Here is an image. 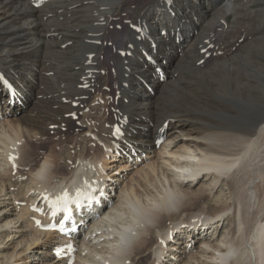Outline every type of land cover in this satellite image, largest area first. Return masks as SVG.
Returning <instances> with one entry per match:
<instances>
[{
    "label": "bare ground",
    "instance_id": "1",
    "mask_svg": "<svg viewBox=\"0 0 264 264\" xmlns=\"http://www.w3.org/2000/svg\"><path fill=\"white\" fill-rule=\"evenodd\" d=\"M130 1L0 0V264H67L70 256L79 264L101 241V264H264V50L234 54L216 36L235 1ZM116 18L126 19L114 46ZM259 33L242 41L264 40V26ZM222 58L227 67L213 65ZM191 64L208 74L185 73ZM102 81H113L108 92ZM95 94L105 102L85 112ZM76 115L97 130L64 136L80 124ZM145 153L154 160L135 183L121 187L124 169L107 173ZM186 179L212 180L190 189ZM85 186L104 196L78 215L64 261L54 254L63 242L35 217H47L50 198Z\"/></svg>",
    "mask_w": 264,
    "mask_h": 264
},
{
    "label": "rangeland",
    "instance_id": "2",
    "mask_svg": "<svg viewBox=\"0 0 264 264\" xmlns=\"http://www.w3.org/2000/svg\"><path fill=\"white\" fill-rule=\"evenodd\" d=\"M145 0H131L130 2H128V4L132 7V8H134V7H136V6H139V5H141V3L142 2H144ZM233 4H231V6H233V9H235V10H233L232 9V12H231V16L228 18V19H224V17H223V21H222V23L220 22H217V18H219L218 17V13H219V11H217V12H215V15H213V16H210L209 18H207L206 20H204L205 21V26L207 25L206 23H209L210 21L212 22H214V21H216L217 22V24H216V31H217V33H216V36H218V34H219V36H221L222 38H223V42H224V46H228V48H231L232 50H235V52H234V54L236 53H238V55H240V51H236L237 49H239L240 48V50H243V51H249V50H254V51H256V50H264V40H262V39H254V41H250L251 39H249L248 41H242L243 40V36H249V35H251V32H252V34L253 35H257V33H258V35H260L261 33H259L260 32V27L261 26H264V4L262 5L261 4V2H260V0H230ZM240 3H239V2ZM251 1H253V3L251 2ZM254 1H255V4H258V2H259V8H257L256 7V5L254 6L253 4H254ZM247 2H249V4L247 5ZM251 2V3H250ZM237 3V4H236ZM244 5H243V4ZM239 4V5H238ZM224 6V5H223ZM243 7V8H242ZM252 7V9L250 10V8ZM261 8V9H260ZM226 9V7L224 8L223 7V14H225V12L226 11H224ZM255 9H258V10H255ZM238 10H240V11H238ZM260 10V11H259ZM238 11V13H235V12H237ZM246 11H248V12H246ZM260 13H259V12ZM253 12V13H252ZM262 12V13H261ZM235 13V14H238V16L237 15H233V14ZM245 14H247V15H245ZM233 15V16H232ZM250 15V16H249ZM248 16H249V19H248ZM213 17H215V18H213ZM238 17V18H237ZM245 17V19H243ZM254 17V18H253ZM251 18V19H250ZM263 20H262V19ZM122 19H124V18H116L115 20H114V22H113V24H111V26H110V29H111V31H114L115 32V35H114V39H115V44H114V46L116 45V44H118L119 45V43H120V40L123 38V30H122V28L120 27L121 25H119L118 23L120 22V20H122ZM126 19V18H125ZM124 19V20H125ZM242 19V20H241ZM219 20V19H218ZM238 20H239V22H238ZM241 20V21H240ZM247 20V21H246ZM254 20V21H253ZM230 23H229V22ZM228 22V23H227ZM241 22V23H240ZM254 22V23H253ZM248 24L249 25V27H248V25H246V24ZM246 26H245V25ZM251 24V25H250ZM238 25V26H237ZM221 26V27H220ZM228 26V27H227ZM230 26V27H229ZM234 26V27H233ZM237 26V27H236ZM251 27V28H250ZM254 27V28H253ZM228 28H229V30H228ZM248 28H250V29H248ZM244 29V30H243ZM246 29V30H245ZM249 30V32H248V30ZM258 29V30H257ZM236 30V31H235ZM251 30V31H250ZM256 30V31H255ZM215 31V32H216ZM221 31V32H220ZM226 31V32H225ZM231 31V32H230ZM207 33L208 32V30L206 29V30H204V28H203V30H201V33ZM220 32V33H219ZM248 32V33H247ZM228 33V34H227ZM231 33V34H230ZM235 33V34H234ZM241 33V34H240ZM246 33V34H245ZM232 35V36H231ZM258 35L256 36V37H258ZM218 36V37H219ZM241 36V37H240ZM220 37V39H222ZM242 38V39H241ZM118 41V42H117ZM231 41V42H230ZM109 42V44H108V47H111V48H113V42L112 41H108ZM240 44V45H239ZM250 44V45H249ZM238 46V48H236ZM241 47H242V49H241ZM247 48V49H246ZM106 52V56H107V58H108V61H109V63H108V66H109V68L111 69V70H114V68H113V63H112V61L110 60V57H111V50H110V48L108 49V50H106L105 51ZM221 60V61H220ZM219 61H216V62H213V65L214 64H216V63H218V62H220V66L221 67H223V68H225V67H227V64L228 63H226V61H224V59L222 58V59H220ZM226 60V59H225ZM252 62H253V60H251ZM230 62H235V61H233V60H231ZM226 64V65H225ZM193 64H191L190 66H188V65H184L185 67H186V69H183L184 70V72L185 73H188V74H190V75H192V77H194V76H199L200 77V75H202V74H208V71H206V72H203L204 71V69H202L203 68V66H199L198 64V66L197 65H193ZM216 66V65H215ZM200 67V68H199ZM195 68L196 69H200V71L198 72V71H194L195 70ZM190 69H191V71H190ZM194 69V70H193ZM254 71H255V68H254ZM223 81H224V76H223V78H221ZM111 80H112V78H111ZM112 84H113V81H112V83L110 84V85H106L105 84V81H102V82H99V87H101V89L102 90H104L105 92H108L109 91V89H110V86H112ZM225 85H228L227 83L225 84ZM109 87V88H108ZM225 94L227 95L228 94V96L229 95H231V92L230 91H226L225 92ZM97 96H98V94H95L94 96H92L91 97V99H90V101H89V106L85 109V112H91V108L92 107H98L99 105H103V102H105V99H104V101H103V99H101L100 97H98L97 98ZM105 96V95H104ZM106 97V96H105ZM22 98V99H21ZM20 99L21 100H19V102L17 103V105L16 106H18V105H20L21 103H22V101H23V99H24V97L22 96ZM97 98V99H96ZM98 105V106H97ZM228 115V116H227ZM229 116H230V114L226 111V112H224L223 111V117L224 118H226V119H224L223 118V120H227V118H229ZM76 118H74V119H77V120H79L80 121V124L78 125V124H75L73 127H72V129L71 130H65L64 132H62V133H64L63 135L64 136H68V137H70V136H72V135H80V134H83V136H85L86 137V134H88V132L86 131L88 128L89 129H91V130H97V128H92V122L93 121H95V120H93V121H91V120H89L88 122L85 120V119H83V118H79L78 117V115H76L75 116ZM54 131V130H53ZM51 133H53V132H51ZM80 138H82V137H80ZM164 140H165V138H163ZM163 140V141H164ZM162 141V142H163ZM92 148H94V149H92V150H90L89 151V154H95V149H96V143L95 142H93L92 144H89ZM71 146V145H70ZM100 146V145H99ZM72 150H74V149H70L68 152H71ZM75 151V150H74ZM80 151V150H79ZM153 154L154 153H151V155H150V153L149 154H143V156H141L140 158H141V160H140V158L137 160L138 162H137V164H133V165H131L133 162L132 161H130V160H128V158L126 159H123V160H120L119 162H117V164H116V166L114 165V167H113V164H109L108 166L110 167V165H111V169L110 170H107V173L110 175V176H113V174L115 173V172H117V171H119V173H120V171L121 170H123V173L121 174V176H122V178H121V180H122V182H120L121 183V187L122 186H124L125 184H126V182H131L132 181V183L134 182H136V181H134V178H142L141 177V174L142 173H140V172H142V170H143V168L144 169H146V167H148L147 165L150 163V161H153L154 160V157H153ZM73 155H75L74 157H76V153H74ZM150 155V156H149ZM150 157H152V158H150ZM145 160V161H144ZM73 161H74V159L72 160V159H69V160H67V158H64V159H62L61 160V163H67V162H69L70 164H72L73 163ZM111 161V159L109 158L108 159V162H110ZM149 162V163H148ZM126 163H127V167H126ZM60 165H63V164H60ZM146 167H145V166ZM118 167V169L116 170V168ZM139 167H141V168H139ZM139 168V169H138ZM140 171V172H139ZM13 174V173H12ZM139 174V175H138ZM115 175H118V173L117 174H115ZM133 175V176H132ZM132 176V177H131ZM138 176V177H137ZM143 176V175H142ZM9 177V176H8ZM130 179V180H129ZM212 180V179H211ZM211 180H207V182L205 181V182H200L197 186H190V181H189V179H186V181H185V184H186V188H188V186H190V189H198V187L200 188V187H202L203 185H206L209 181H211ZM204 181V180H203ZM259 180L257 179L256 180V182H258ZM125 183V184H124ZM205 183V184H204ZM151 188H153V189H155V190H157V188H155V186H151ZM224 194H225V192H223V189H222V191L220 192H218V196L221 198V199H226V196L224 197ZM10 207H12V204H11V206ZM4 214V212L1 214V215H3ZM216 237H218L217 239H216V241L218 242H220V241H222L223 240V237H222V235L219 237V236H216ZM211 238H212V236H211ZM103 239V238H102ZM81 240V239H80ZM100 243H104V245H100V247H98V249H94V248H92L91 250H88L89 252L87 253V254H85V256H82V257H84V258H86V260H83L82 258L80 259L81 261L79 262V264H101L102 262H103V258L108 254L107 253V247L105 246V242L104 241H101ZM197 244H199L200 245V241L199 242H197ZM184 245V244H183ZM182 245V246H183ZM102 246V247H101ZM105 246V247H104ZM20 249V248H19ZM97 250H99L101 253H99V251H96ZM10 251H12V248H9L8 249V251L6 250L5 251V253H7V252H10ZM195 251H196V249H195ZM193 253H197V251L196 252H194V251H192L191 252V254H193ZM1 257V256H0ZM94 257H95V259H94ZM171 257H172V255H171ZM43 261H45V263H47V262H49L47 259V261L45 260V259H42ZM172 261H174V262H177V260H174V259H171V260H169L168 261V259H167V262H166V264H170ZM38 262V260L36 259V263ZM14 264H16L15 262H14ZM17 264H22V261H20V262H18ZM147 264V263H146ZM181 264V263H180ZM183 264V263H182Z\"/></svg>",
    "mask_w": 264,
    "mask_h": 264
}]
</instances>
